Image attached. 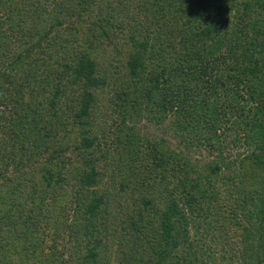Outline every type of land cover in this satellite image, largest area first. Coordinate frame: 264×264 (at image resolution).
<instances>
[{"label": "trees", "instance_id": "obj_1", "mask_svg": "<svg viewBox=\"0 0 264 264\" xmlns=\"http://www.w3.org/2000/svg\"><path fill=\"white\" fill-rule=\"evenodd\" d=\"M98 3L0 0V264H264V0Z\"/></svg>", "mask_w": 264, "mask_h": 264}, {"label": "rangeland", "instance_id": "obj_2", "mask_svg": "<svg viewBox=\"0 0 264 264\" xmlns=\"http://www.w3.org/2000/svg\"><path fill=\"white\" fill-rule=\"evenodd\" d=\"M104 1H105V3H107V2L110 3V1H114V0H104ZM101 3H102V0H99V3L96 4V6L97 5H101ZM92 10L94 12V8L93 7H92ZM99 18H100V13H97L96 19H99ZM171 120H172V117H168L165 120H163L161 124L157 123V124L147 125V122H145L144 119H143V120L140 121L139 124L140 125H143V128H142L143 129V134H151V133H158V132L159 133H164V132H166V136L169 137L168 135H170V133L173 132L172 129H171V127L169 126V124L171 123ZM158 127H160V128H158ZM171 143L173 145L176 144V140L172 138L171 139ZM179 149H182L183 150L184 147H180ZM243 149L244 148H242V150ZM186 153H187V155H189V153L194 154L196 152H194L192 149H190L189 151L187 150ZM198 155L199 154H194L193 156H189V158L191 160H193ZM236 262H232L231 261L228 264H237L238 262L237 263ZM25 263L26 264H51V262L49 260H42L40 258H33V257L26 258L25 259Z\"/></svg>", "mask_w": 264, "mask_h": 264}]
</instances>
